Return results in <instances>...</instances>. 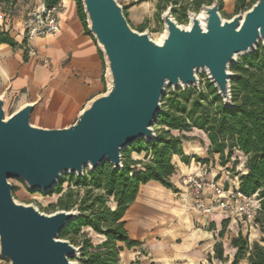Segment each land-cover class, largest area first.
Here are the masks:
<instances>
[{
    "label": "water",
    "instance_id": "water-1",
    "mask_svg": "<svg viewBox=\"0 0 264 264\" xmlns=\"http://www.w3.org/2000/svg\"><path fill=\"white\" fill-rule=\"evenodd\" d=\"M80 2L87 32L103 57L105 91L59 129L32 125V104L5 117L0 96V258L9 264H75L69 257L80 254L81 247L58 238L78 210L44 214L19 203L8 179L46 193L64 173L80 177L85 168L93 171L105 161L122 168L124 148L140 139L155 140L151 126L165 86L198 89L196 73L205 72L223 106L231 107L234 73L229 69L236 54L247 56L259 45L264 53V0L228 20L212 0L201 12L187 13V26L177 24L170 4L160 15L164 33L158 42L131 28L117 0Z\"/></svg>",
    "mask_w": 264,
    "mask_h": 264
},
{
    "label": "trees",
    "instance_id": "trees-1",
    "mask_svg": "<svg viewBox=\"0 0 264 264\" xmlns=\"http://www.w3.org/2000/svg\"><path fill=\"white\" fill-rule=\"evenodd\" d=\"M21 0H0V8L12 11ZM29 1V0H22ZM48 8L60 0H41ZM76 3L79 18L86 28L85 16L80 0ZM219 6L222 1L217 0ZM158 0L157 9L163 13L171 4L172 17L177 23L187 20V13H198L203 5H210L211 0ZM256 0H235L236 11L249 9ZM163 11V12H162ZM157 16L160 17V14ZM125 14V12H124ZM126 16V14H125ZM142 31L144 25L139 27ZM87 30V29H86ZM0 44L13 48L26 49L16 42L9 30L0 25ZM234 77L230 80L231 107H224L214 87L206 81L198 89L188 87L177 89L168 94L163 107L156 116V138L152 142L143 139L135 141L121 152L122 168L114 169L107 161L93 171H87L80 177L69 175L61 178L50 191L61 194L63 183L69 188L57 200L60 210H73L76 205L80 215L67 223L59 234V238L77 245L75 236L82 228H89L103 237L101 243L93 245L89 239L80 241L81 264H119V255L123 247L130 249L139 246L140 242L129 237L125 228L124 214L135 200L139 188L150 181L172 188L169 178L175 171L172 156L179 155L186 163L189 158L184 155L182 142L184 135L176 136L171 131L181 133L201 130L209 141L208 154L217 155L218 163L225 173L237 176L238 191L245 196H254L259 211L254 223L260 233H264V53L259 45L255 52L241 57L237 64L231 66ZM132 153H143V159H132ZM235 153L244 158L242 169H236L237 159L231 162ZM196 161L205 163L208 159ZM231 162V167L228 164ZM76 189L83 190L78 195ZM114 205L111 208L108 202ZM228 219L222 223L226 226ZM222 233H220V236ZM264 242V237L260 239ZM230 245L235 253L230 264H239L246 260L247 264H264V246L259 242H250L240 232L231 239ZM212 258L224 262L223 249L220 243L214 246ZM207 261H211L208 256Z\"/></svg>",
    "mask_w": 264,
    "mask_h": 264
},
{
    "label": "crops",
    "instance_id": "crops-1",
    "mask_svg": "<svg viewBox=\"0 0 264 264\" xmlns=\"http://www.w3.org/2000/svg\"><path fill=\"white\" fill-rule=\"evenodd\" d=\"M39 2L21 0L15 6L20 5L22 9ZM60 2L58 31L32 39L30 52L0 44V96L4 95V102H10L14 111L32 104L30 123L49 129L69 125L87 101L104 92L106 85L103 57L79 18L76 3ZM22 13L18 12L10 26V34L15 35L18 43ZM42 59L48 63L42 64ZM194 130L183 133L186 138H192L186 144L182 142L188 162H182L179 155L172 156L175 167L169 178L172 188L150 181L140 186L127 208L123 217L125 228L129 237L140 244L127 249L118 243L124 248L119 264H204L208 256L216 260L212 258L216 243L222 246L224 262L230 264L235 253L230 241L239 232L245 234L244 228L229 220L223 228L226 218L221 213L197 212L186 196L183 182L186 175L197 173L202 178L231 185L236 183L237 176L229 177L231 174L222 171L217 155L208 154L210 144L206 135ZM139 155L132 153L131 158L139 159ZM194 157L208 161L198 162ZM141 250L144 254H140ZM239 264L247 262L242 260Z\"/></svg>",
    "mask_w": 264,
    "mask_h": 264
},
{
    "label": "rangeland",
    "instance_id": "rangeland-1",
    "mask_svg": "<svg viewBox=\"0 0 264 264\" xmlns=\"http://www.w3.org/2000/svg\"><path fill=\"white\" fill-rule=\"evenodd\" d=\"M122 1L123 0H117V2L124 8L126 18L129 22L131 28L138 31V30H140L139 27L144 25V29L142 31H138V32H145L148 34V36L153 41L158 42V40L161 38V36L164 33L163 22L161 21L160 17L157 16V13H159V10L157 9V6H156L158 3V0H127V3H123ZM221 1H222V4H221V6H219V14L223 20H228L232 16H234L236 14H242L244 12L243 10H238V11L235 10V8H234V1L235 0H221ZM246 1H249V0H246ZM211 2H212V0H211ZM181 4H182L181 0H179V2H177L176 6H175L177 10L181 6ZM33 6H34V3L29 4L27 7L23 6L24 8H22V9H21L20 5L14 6L12 11H11V21L14 18H16L19 11H23V13H24L27 11V9H30ZM198 12H201V8ZM23 13L21 15H23ZM188 22H189V20L187 19L185 22L180 23V24L177 23V24L179 26H187ZM11 24H12V22H11ZM14 27H17V26H14ZM19 28H20V30L18 32L19 35H18V33L16 34L19 36V43L23 45V47L26 49V51H28L27 43H26L24 34L22 32V28L20 25H19ZM13 37L16 38L15 35H13ZM240 59H241V56H239L237 58V62ZM237 62H236V64H237ZM229 72L232 73L231 67L229 69ZM197 77H198V88L201 85H204V83L206 81H208L207 74L205 72H201V73L198 72ZM177 89H182V87L179 86ZM177 89H174L172 86H165L164 93H163L161 100H160L161 108L163 107L164 100L166 99L168 94L172 91H177ZM104 91H105V88H104ZM3 112H4L5 117H8L11 113L14 112V109L12 108V105L10 102H8V101L4 102ZM74 120L71 123H73ZM151 127L153 128V130L157 129L156 119L154 120ZM194 131L195 130L193 129L191 132H194ZM171 134L176 135V136H181V135L185 136V134H183L179 131H171ZM191 140H192V138L189 136L186 140L183 141V143L186 144L187 142H190ZM198 142H201V141L198 140ZM129 146H127L124 149H128ZM143 155L144 154L141 153L138 156L139 159H143ZM234 159H237V161H238L236 169H242L243 162H244V158L242 157V155L235 153L231 159V162ZM231 162L228 164V167H231ZM213 164H214V162H213ZM212 167H214V166L212 165ZM87 171H89L88 168H85L83 171V174H85ZM69 175H70L69 173L61 174V178L67 179ZM74 176H76V175L74 174ZM229 177H233V175L231 174ZM229 179H231V178H229ZM8 183L12 187L11 194L17 202L22 203V204H26V205H32L38 211H40L44 214H52V213L60 210L59 207L57 206V200L69 188L68 184L65 182L62 185V193L61 194H52L50 192L43 193L41 191H30L26 187V185L19 179H8ZM220 183H224V182H220ZM72 189H74V191H77L79 196L82 195V193H83V190L81 188L76 189L75 187H72ZM108 205L111 208L114 207V205L111 201L108 202ZM72 209L75 210L76 205ZM247 235H249L248 239L250 240V242L257 241L262 246H264V242H262L260 240L262 237H264V233H262L261 231L258 234L256 232L254 233L253 231H250V232L248 231ZM84 238L89 239L93 245H97V244L101 243V241L103 240L102 236L95 235V233L91 229L82 228L81 232L75 236L77 245H74V246L75 247H81L79 244H80V241ZM59 239H61V238H59ZM62 240H64V239H62ZM140 254H144V251L141 250ZM140 254H139V256H140ZM69 261L72 263H75V264H81L80 263V254L77 253V254L69 257ZM119 263H120V255H119ZM0 264H9V263L6 260L0 258ZM204 264H226V262H218L216 260H213V261L211 260V261H205Z\"/></svg>",
    "mask_w": 264,
    "mask_h": 264
},
{
    "label": "built area",
    "instance_id": "built-area-1",
    "mask_svg": "<svg viewBox=\"0 0 264 264\" xmlns=\"http://www.w3.org/2000/svg\"><path fill=\"white\" fill-rule=\"evenodd\" d=\"M61 1V0H60ZM48 8L41 1L23 13L21 28L24 34L28 51L29 44L34 38L54 34L59 29V15L62 9L61 2ZM11 11L0 8V25L5 30L11 29ZM47 59H42V64H47ZM185 193L192 200V207L203 215L212 212L221 213L226 219L244 228L247 232L257 230L254 218L259 211V206L254 196H245L238 191V180L234 184H224L216 179L202 178L197 173L184 177ZM241 233V232H240Z\"/></svg>",
    "mask_w": 264,
    "mask_h": 264
},
{
    "label": "bare ground",
    "instance_id": "bare-ground-1",
    "mask_svg": "<svg viewBox=\"0 0 264 264\" xmlns=\"http://www.w3.org/2000/svg\"><path fill=\"white\" fill-rule=\"evenodd\" d=\"M201 17V16H200ZM200 19H202V18H200ZM157 42V41H156ZM240 56V54H236V57H239ZM197 74V73H196Z\"/></svg>",
    "mask_w": 264,
    "mask_h": 264
}]
</instances>
